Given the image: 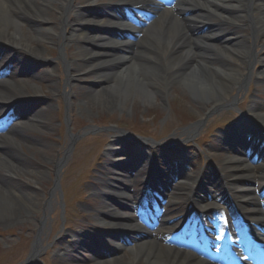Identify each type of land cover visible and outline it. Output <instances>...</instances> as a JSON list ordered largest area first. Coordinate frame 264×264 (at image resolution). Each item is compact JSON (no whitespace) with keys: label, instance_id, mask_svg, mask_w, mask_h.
I'll return each instance as SVG.
<instances>
[{"label":"bare ground","instance_id":"bare-ground-1","mask_svg":"<svg viewBox=\"0 0 264 264\" xmlns=\"http://www.w3.org/2000/svg\"><path fill=\"white\" fill-rule=\"evenodd\" d=\"M33 2L38 5V10H43L44 16L34 8L35 6L33 7ZM99 2L105 5L100 8L101 12L113 13L114 20L117 21L116 27L124 29L122 25L124 21L117 16V8L113 5H124L129 3V0H0V57L1 52L7 49L6 55L3 56L14 64V71L16 67L27 74L32 70L36 72L29 74L33 78L48 77L54 85L55 79L62 75V70L45 60V54L39 50L41 41L50 42L54 46L53 50L58 52V60L63 65L66 77L64 96L67 97L68 106L72 108V111L69 110L70 114L74 107L72 97H77L80 93H84L80 97L85 104L90 105L99 100L103 108L122 109L130 98L150 102L158 96L166 97L173 86H178L188 90L199 104L212 105V110L222 106L242 108L249 117H252L254 125L264 132V101L251 102L246 108L240 106L245 101V96L253 89L251 83L254 81L256 83L253 89L254 95L258 96V100L261 99L260 96H264V0H186L182 4L183 13L190 10L187 19L191 20L193 29L206 27L204 32L190 35L192 28L179 23L185 19L167 22L168 17L161 13L147 27L145 36L134 48H125L124 45L127 44L125 40L112 37L102 39L101 35L93 34L94 28L91 27L93 20L86 11L91 10L93 6L92 9H96L95 5ZM190 2L194 4L191 5ZM76 8L79 10L74 15L72 11ZM25 24H29L32 29L26 28ZM106 28L115 29L113 26ZM29 33L34 34V37L29 36ZM72 42L77 44L69 45ZM35 43L39 44L38 47ZM127 50L131 51L121 53ZM25 59H29L30 62L25 64L23 62ZM32 60L35 62L32 63ZM37 61L45 62L50 67V71L46 72L42 69L39 71ZM26 79L28 78L18 82L8 77L0 82V107L8 104L6 106L14 107L17 115H20L19 122L12 131L0 136V147L14 153V156L18 151H24L23 139L30 138L34 131L45 129L49 123L42 114L52 111L48 103H43L42 107L36 109L34 103L39 98L37 94L32 96L25 92ZM90 79L98 82V86L92 87L91 83L86 84ZM55 91L61 92L59 89ZM253 131L257 132V129L233 126L226 135L228 139L220 140V134L214 140V144L224 141L228 143L232 140V136L239 140L244 138L250 144L253 138L249 133ZM183 133L191 137L195 132L194 129H187ZM180 143L182 142L172 143L169 140L163 144L165 148L163 149L174 156L184 148ZM213 148L212 145L207 149L212 156ZM116 149L108 150L105 159H110L112 154H116ZM122 150L127 151L131 157L129 165L116 166L111 165V162L107 163L103 168L105 172H101L100 177L95 181V193L87 197V200H95L92 205L95 206L92 209L94 212L92 216L90 215V220L94 223V225L90 224L91 228H94L95 232L97 228H111L107 237H101L103 240L107 239L113 246L128 251L130 259L117 257L95 261L93 264H206L188 252L163 246L154 240H138L133 247H130L122 245L120 235L114 237L116 233L125 230L133 234L137 226L132 215H125L127 211L138 209L133 204L136 197L128 191L127 186L130 185L127 182L135 179L133 173L138 175L145 173L152 162H155L154 167L157 166L155 159L150 164L145 163L147 157L145 158V153L138 148ZM129 155L122 154V158H115V161L125 162L123 160H129L126 157ZM136 155L141 161V170L138 168L140 164L138 167L132 164L133 160H138L134 157ZM163 157L162 163H165L163 166L172 169L173 158L167 154ZM11 158L15 160L16 156ZM14 160L0 156V171L4 172L3 176L21 175V170L13 166L16 164ZM31 160L36 161L34 155ZM62 160L63 158H58L57 167ZM11 164L16 170L11 168ZM182 165L179 164L177 167L184 173ZM218 165L228 186L230 204L238 211L245 210L253 203L256 205L254 186L245 185V181L253 180V174L240 156H228L226 161L220 160ZM159 173L155 171L150 180L160 181ZM190 180L191 178L187 177L180 182L176 181V189L179 192L185 191L184 195H187L186 192L193 183H189ZM260 181L264 182V177L260 178ZM213 188L209 181L204 183L205 192H211ZM165 189L166 194L173 191H169V186L166 185ZM55 191L51 194V201L44 204L46 209H51L55 204ZM19 195L22 196L21 193ZM9 197V191L0 183V214L5 213L12 202ZM199 199L197 197L195 201L199 202ZM214 201L215 197L210 199L206 207L213 206ZM22 212L23 210L19 209L18 214ZM44 218L46 216H43ZM41 223L44 225V220ZM42 231L41 228L38 232V243L35 244L34 252L42 247ZM92 236L93 234L88 232L77 233L74 235L75 240L71 242L67 233L61 234L59 238L62 241L59 242L64 243L56 245L61 249L57 251L55 257L67 260L73 253L80 255L82 252H89L85 247L92 241ZM262 246L264 247V244Z\"/></svg>","mask_w":264,"mask_h":264},{"label":"rangeland","instance_id":"rangeland-1","mask_svg":"<svg viewBox=\"0 0 264 264\" xmlns=\"http://www.w3.org/2000/svg\"><path fill=\"white\" fill-rule=\"evenodd\" d=\"M33 7L36 10L39 9L37 4H34ZM78 10L79 8H76L72 13L74 12L73 14L76 15ZM38 11L44 16L43 10ZM92 12V9L86 11L89 16L92 15ZM25 25L26 28L32 29L29 24ZM29 36L34 37V34L29 33ZM35 44L38 47L39 44ZM40 44L39 50L45 54V60L57 65L58 69L62 70V75L54 78V85L48 77L33 78L29 74L36 72L32 70L27 74L25 71H21V68L16 67L15 74L11 75L12 81L22 82L24 78H28L26 79L25 92L32 96L38 95L39 99L34 103L36 109L42 107L43 103H48L51 105L52 111L42 114V117L49 123L44 130L34 131L31 137L29 136L30 138L23 139L24 151H18L15 154V160L11 158L15 157L14 153L0 147V156L14 160V164H16L13 166L21 170L20 176L12 177H5L3 176L4 172L0 171V183L4 188H7L9 199L12 201L6 212L0 214V264H23L33 254L30 264H93L95 261L117 257L129 260L128 251L111 244L108 248L103 247V249H107L105 252L101 251V248L95 247L94 253L88 251L82 252L80 255L73 253L67 260L55 257L57 251L61 249H58L59 246L56 245L64 243L59 242L62 241L59 238L61 234L67 233L72 242L77 233L93 234L95 232V229L90 225L91 223L94 225L90 220V215H93L92 209L95 206L92 205L95 200L89 201L87 197L95 193V181L100 177L101 172H105L103 168L107 163L115 158H122L124 153L122 149L134 147L145 153L144 157H147L146 160L144 159L145 163L150 164L155 159L157 161L156 170L163 171L170 168L169 166L162 167L165 164L162 163V158L167 154L173 158L172 169L176 179L180 181L187 177L191 179L195 177L203 185L202 174L198 173L204 170L207 172L208 169L213 170L205 157L210 155L208 147L216 145L214 140L218 137L219 130L224 132L230 128L226 131L228 134L233 125L252 126L246 121L240 123L241 121H238L233 111L227 108L213 111L212 105L199 104V101L188 90L178 86H173L166 97L158 96L150 102L139 98H130L122 109L103 108V104H100L99 100L90 105L85 104L80 97L84 93H80L77 97H72L74 107L70 114L69 110L72 111V108L68 106L69 102L67 103V97L64 96L66 77L63 65L58 60V52L53 50L54 46L48 41H41ZM75 44L77 42H72L69 45ZM6 51L7 49L1 52L2 56L6 55ZM2 56L0 62L6 60ZM23 62L28 64L30 60L25 59ZM33 62L35 60H32ZM37 63L39 71L41 69L46 72L50 71V67L45 62L37 61ZM87 83H91L92 87L98 86V82L94 79H90ZM55 89H59L61 92H56ZM252 93L253 89L249 92L250 96H247L243 102V108L248 107L251 102L264 101V96H260L259 100L258 98L256 101H254L255 98L252 100V97L255 96ZM187 129H194L195 133H199L195 143L200 146L193 145L191 142H182L181 145L184 148L174 156L163 148L155 146L151 141L140 139L149 137L161 144L169 140L172 143L184 141L189 138V136L183 135ZM256 129L263 133L258 127ZM120 134L125 136L120 137ZM116 135L118 136L116 137ZM133 137H136V140ZM112 148H117L116 154H112L110 159H105L107 151ZM33 155L36 161L31 160ZM223 156L218 155L221 160L226 159ZM59 157L63 160L57 167L56 162ZM154 163L152 162V164ZM113 164L117 165L114 162ZM179 164H183L184 173L177 167ZM216 165L218 166V163ZM10 166L16 170L12 164ZM206 166H208L207 169ZM153 167L150 165L146 170L148 173H141L142 177H137L136 173L135 177L137 178L127 182L131 185L130 189H138L139 187H134L136 181L140 183L145 177L150 176ZM198 185L196 184V186ZM53 191L56 192V202L51 209H46L44 204L51 201ZM85 203L89 204L85 205ZM179 208L171 209L177 211ZM19 209L23 210L22 214H18ZM182 213L190 215L187 210H183ZM43 216L46 218L43 219ZM43 220L44 225L41 223ZM41 228L43 230L42 247L34 252V245L38 243L37 235ZM95 233L98 234V230ZM89 245H92L91 241L88 242ZM126 245L131 246L133 243ZM62 247L64 246L62 245Z\"/></svg>","mask_w":264,"mask_h":264}]
</instances>
